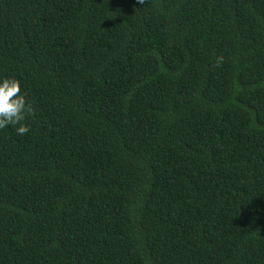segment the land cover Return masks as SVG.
Segmentation results:
<instances>
[{"label": "trees", "instance_id": "obj_1", "mask_svg": "<svg viewBox=\"0 0 264 264\" xmlns=\"http://www.w3.org/2000/svg\"><path fill=\"white\" fill-rule=\"evenodd\" d=\"M0 264H264V0H0Z\"/></svg>", "mask_w": 264, "mask_h": 264}, {"label": "clouds", "instance_id": "obj_2", "mask_svg": "<svg viewBox=\"0 0 264 264\" xmlns=\"http://www.w3.org/2000/svg\"><path fill=\"white\" fill-rule=\"evenodd\" d=\"M146 0H137L143 5ZM32 113V106L26 101L21 82L15 77H0V130L14 126L17 135L30 131L24 123Z\"/></svg>", "mask_w": 264, "mask_h": 264}]
</instances>
